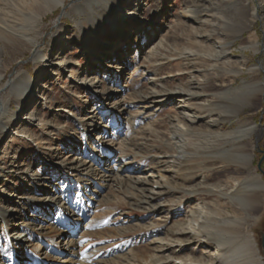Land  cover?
Instances as JSON below:
<instances>
[{
    "label": "rangeland",
    "instance_id": "1",
    "mask_svg": "<svg viewBox=\"0 0 264 264\" xmlns=\"http://www.w3.org/2000/svg\"><path fill=\"white\" fill-rule=\"evenodd\" d=\"M23 2L0 0V25L25 26L30 0ZM64 5L40 15L35 49L0 40V88L19 74L32 83L20 110L24 91L9 93L8 131L0 134V264H216L206 232L234 219L264 264V191L251 209L231 200L243 177L264 181V72H251L264 66V0ZM141 95L150 98L140 102ZM23 114L31 118L20 121ZM240 123L253 128L243 141L252 153L246 171L206 146L234 135ZM69 155L90 162L89 175L112 173L123 184L89 179L84 167L70 168ZM174 158L178 168L159 179L158 160ZM148 175L162 193L145 204L134 181ZM191 212L201 213L192 219L199 224L178 234ZM161 240L190 243L165 250Z\"/></svg>",
    "mask_w": 264,
    "mask_h": 264
},
{
    "label": "bare ground",
    "instance_id": "2",
    "mask_svg": "<svg viewBox=\"0 0 264 264\" xmlns=\"http://www.w3.org/2000/svg\"><path fill=\"white\" fill-rule=\"evenodd\" d=\"M64 1L65 0H30V3L28 4V7L26 8L27 11H25V12H27L25 14V18H21V21H25V23H24L25 26H22L19 29H16L14 31L13 28H6V27L0 25V40H1V42H5V43L19 42L20 44L22 43V44L29 45L32 48V50L35 49L37 47V39L39 36V31H40L39 25L41 24V22L43 20L42 17L40 18V15L43 14L47 10L53 11L57 7H63L64 8V6H65ZM98 1H102V0H98ZM23 3H25V0ZM255 15L256 14L253 10V12L251 13V17L254 18ZM244 23L245 24H243V28L245 29L252 24V20L247 19L244 21ZM119 24H121V27H123L125 25V22L122 21L120 18ZM222 52L224 54L225 51L223 50ZM38 54L39 53L37 51L34 52V57H38ZM93 55L94 54H89L88 56H93ZM100 60H101V58H100ZM118 61H119V59L114 61L116 66L120 64V61L119 62ZM109 67L110 66L107 64L106 68H109ZM256 67L254 69H251L252 73H255L258 71L264 72V66L263 65H260L257 68ZM1 77H2V74H0V79H1ZM254 85H255L254 82L253 83L251 82L249 84V86H252V87H254ZM257 86H259V84ZM263 89H264V83L261 84V88H260L261 94H262ZM22 90L24 91V92H22V95L24 93L25 98H24V100H22L20 102L21 104L17 105L18 106L17 108L19 110H20V107L22 106V103L25 101L26 97H29L32 95V83H31L30 78L27 75L19 74V76H14L10 80V83L8 85H4L0 88V134L2 132L8 131V128L5 129V127H6L5 124L8 121V118H9L8 112L10 109L9 96L8 95L10 93V94H13L15 97L18 98V96ZM4 91H7V93L5 94V96H2ZM158 93H161V91H159ZM155 95L157 96L159 94H157V93L150 94V96H153V97ZM166 95H167V98H171V95H169V94H166ZM148 96L149 95H141V96H138L137 98H138V101L142 102V101H146L148 98H150ZM153 97H152V99H155ZM155 104L159 105V103H157V102ZM144 108L146 109L147 107L144 106ZM212 110L213 109H205L204 113L208 112L210 114V112ZM114 113L117 114L118 117L120 118L121 114H122V110H116ZM22 118L30 119L31 117L23 114V116L19 120L21 121ZM224 120H226V119H224ZM239 126H240V128L237 129V132L234 135L229 136V137L224 138V139L212 138L206 143V146H207V149H209V150H214L217 148L221 149L219 151H220V154L222 153V156L229 155L230 158L227 160L228 162H233L237 166H240L241 168H243L244 171H246L250 162H251L252 153L250 151H248L249 149L246 147V145L243 143V141H244L245 136L250 135L253 128H251L250 125L247 123H240ZM103 127H105V126H101V128H103ZM177 129H176V131H178ZM9 130H11V129H9ZM92 130L96 131L98 129L94 128ZM253 132L255 133V131H253ZM226 142H229L231 144V147L228 150H224V149L222 150V148H220V146H222V144H225ZM167 144H168V146L171 145V143H167ZM2 152L5 153V151H2ZM68 158H70V161L67 159L68 162L72 163L70 168L75 170L76 172H78L80 167H84L83 171L85 173H83V174L88 176L89 179H91L90 178L91 176H94L95 178H97L96 180H98V182L108 183L111 181V183L113 182L112 184L116 187H119V189H120L121 185L123 184L122 183L123 179L121 177H118V176L113 177L112 173L111 174H102L100 176L98 174L89 175L92 172L91 171L92 166H91L90 162H88L86 160L78 162L77 161L78 157L73 156V155H69ZM100 159L103 160L102 157ZM157 163L159 165H162V167H163V168H161L157 177L159 179H163V180L167 179L166 172L169 173V170H170V173H172L173 172L172 170H176L179 166L178 158H174L173 160H171V162H169V160L160 159V160H158ZM209 163H210V161H209ZM0 169H2V167H0ZM93 170H95V169H93ZM105 170L110 171L109 168L105 169ZM93 173H95V172H93ZM150 177H151V179H150ZM152 177H153L152 175L135 177L134 184H136L138 186V188H137L138 197L143 198L142 201H140L141 203L149 204L151 201L157 199L158 196L161 195V193H162V191L160 189L159 190L156 189V188H160L158 185L156 188L151 186L152 185ZM128 179H131V177ZM155 184H158V182H155ZM240 184H241V192L238 193L237 195L233 196L231 198V200L233 202H235L236 205L238 204L239 208L241 207L244 210L251 209L253 207L252 205L257 203V200H258L260 193L264 191V181L259 176H248V177H243L242 180L240 181ZM158 210H160V209H158ZM204 213H205V211H204ZM2 217H3V214L0 213V218H2ZM194 217H196L198 222H199V220L201 219V213L199 215H196L194 212H191L190 220H188L189 223L186 226L180 225L182 227L180 228L178 234L186 236L188 234H191L194 231V229L196 228L195 225L199 224V223H196L197 221L195 223H194V221H192V219ZM70 222H69V224H70ZM242 226H243V222L241 220L234 219V220L223 221L221 224L213 225L211 227V230L206 232L207 235H209L213 238V240L216 244V249L219 252V254H218V260L219 261H217L216 264H260V261L257 258V251L255 249L254 242L249 235H247V236L244 235L245 233L242 231ZM72 241L73 240L68 239V240L64 241V244L71 246ZM161 241H163V242H161L160 244H162L163 247L168 248L165 250H169V248L171 249L172 247L173 248L174 247H180V248L184 249V247L190 243V242L186 243L187 242L186 240L185 241L176 240V241H172V242H170L168 240H161ZM175 252H176V250H175ZM66 253L68 254V252H66ZM71 253L72 252L69 251V254H71ZM61 254H65V253L61 252ZM174 259H176V258H174ZM165 260H166V258H165ZM162 262L155 259L152 264H160ZM164 263H165V261H164ZM64 264H67V263H64ZM178 264H195V263H193L189 258H187V259H180ZM199 264H202V263H199ZM211 264H213V263H211Z\"/></svg>",
    "mask_w": 264,
    "mask_h": 264
},
{
    "label": "water",
    "instance_id": "3",
    "mask_svg": "<svg viewBox=\"0 0 264 264\" xmlns=\"http://www.w3.org/2000/svg\"><path fill=\"white\" fill-rule=\"evenodd\" d=\"M62 13V12H61ZM261 247H262V250H263V255H264V232L262 234V238H261Z\"/></svg>",
    "mask_w": 264,
    "mask_h": 264
}]
</instances>
